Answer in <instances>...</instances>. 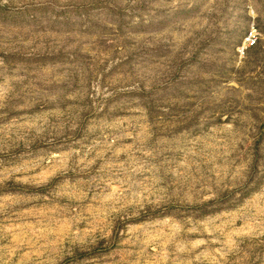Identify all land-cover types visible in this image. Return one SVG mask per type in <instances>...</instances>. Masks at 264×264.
<instances>
[{"label":"rangeland","instance_id":"374dc122","mask_svg":"<svg viewBox=\"0 0 264 264\" xmlns=\"http://www.w3.org/2000/svg\"><path fill=\"white\" fill-rule=\"evenodd\" d=\"M0 264H264V0H0Z\"/></svg>","mask_w":264,"mask_h":264},{"label":"built area","instance_id":"2783aa9c","mask_svg":"<svg viewBox=\"0 0 264 264\" xmlns=\"http://www.w3.org/2000/svg\"><path fill=\"white\" fill-rule=\"evenodd\" d=\"M256 38L253 33H249V35L245 38V42L248 46H253L255 44Z\"/></svg>","mask_w":264,"mask_h":264}]
</instances>
